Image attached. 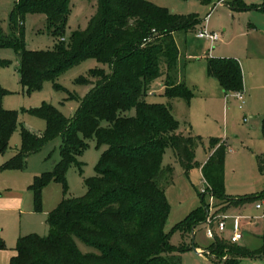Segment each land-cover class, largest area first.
<instances>
[{
  "label": "trees",
  "instance_id": "16d2710c",
  "mask_svg": "<svg viewBox=\"0 0 264 264\" xmlns=\"http://www.w3.org/2000/svg\"><path fill=\"white\" fill-rule=\"evenodd\" d=\"M69 5L70 0H19L11 23L15 29L21 28L26 14H42L49 33L57 38L63 33ZM259 9L264 10V0ZM199 24L192 17L175 15L145 0H97L87 28L75 31L67 45L61 39L53 50L38 52L27 50L16 37H0V47H12L19 55V84L26 94L39 91L45 82L54 83L85 59L108 67V71L93 69L87 78L77 80L92 88L78 99L79 108L72 119L43 105L30 111L45 121L43 132L33 133L20 126V148L2 168L19 169L27 157L54 139H61L59 162L29 187L37 211L42 209V193L48 184H60L66 190L67 170L79 165L77 160L87 140L94 138L96 147L105 150L96 166V176L86 183V194L62 200L49 213L46 237L19 238L16 255L9 264H180L179 254L184 248H174L164 233L169 214L164 186L173 169L163 166V156L171 149L176 162L188 172L200 141L178 132L179 123L170 107L149 104L145 97L149 85L165 75L163 96L190 101L189 91L174 81L178 49L173 35L195 31ZM9 64L0 60V68ZM206 69L224 94L243 91L236 60L209 59ZM6 94L0 86V155L9 149L18 125L17 112L2 108ZM132 110L134 115L126 116ZM212 145L217 148L201 167V173L216 201L217 213L264 200V191L250 198L224 196L225 146L219 141ZM258 167L264 172V154L258 158ZM206 213V209L194 211L174 230L192 231ZM77 242L95 252L82 253ZM4 249L0 240V250ZM210 252L218 257L228 255L226 262L253 258L264 261V238L261 249L250 251L215 237Z\"/></svg>",
  "mask_w": 264,
  "mask_h": 264
},
{
  "label": "rangeland",
  "instance_id": "374dc122",
  "mask_svg": "<svg viewBox=\"0 0 264 264\" xmlns=\"http://www.w3.org/2000/svg\"><path fill=\"white\" fill-rule=\"evenodd\" d=\"M145 1L200 22L195 31L173 35L178 49L174 81L189 91L190 101L170 100L163 96L165 75L149 85L145 97L149 104L170 107L179 123L178 132L200 141L194 149L193 168L188 172H184L176 162L171 149L164 153L163 166L170 165L173 169L170 181L164 186L169 206L164 233L169 236L170 245L176 249L184 248L179 254L180 264H264L262 258L226 262L228 255L218 257L210 252L215 238L207 236L210 229L206 225L207 220L210 217L213 221L220 213L217 214L216 201L201 173V166L217 148L212 142L219 141L225 146L224 196L232 199L258 197L264 191V172L258 167V158L264 154V10L259 9L263 7V0ZM18 2L0 0V37H16L27 50L38 52L53 50L61 39L69 44L75 31L87 28L97 8V0H70V13L63 33L56 38L49 33L46 17L42 14H26L22 27L15 29L11 15ZM205 23L210 33L219 35V41L212 45L197 38ZM220 58H232L239 63L244 89L242 109L239 108L240 103L234 97L225 96L217 80L207 74V61ZM0 60L10 63L8 67L0 68V86L7 92L1 105L4 110L18 114L17 129L11 136L9 149L0 155V240L6 248L14 249L21 237H46L49 233L46 223L49 213L62 200L79 199L86 194V183L96 176V166L105 150L96 147L94 138L87 140V147L77 160L79 165H71L67 170L66 190L60 184H48L42 193V209L37 211L29 187L36 177L51 171L59 162L61 139H54L39 152L27 157L19 169L2 168L20 148V126L33 133L43 132L45 121L30 113L43 105H49L63 117L72 119L79 108L78 99H83L92 88L78 84L77 80L87 78L88 72L93 69L108 71V67L93 59H85L54 83L45 82L39 91L26 94L19 84V55L15 49L0 47ZM71 96L77 99H71ZM133 115V110L126 113V116ZM198 209L207 211L202 223L192 231L174 230ZM236 214L235 211L226 212L227 216ZM238 223L232 219L225 221L226 229L221 234L216 230L217 223L211 230L215 237L230 243ZM239 241L236 246L245 248ZM192 244L196 252L191 249ZM77 246L82 253L95 252L81 242H77Z\"/></svg>",
  "mask_w": 264,
  "mask_h": 264
},
{
  "label": "crops",
  "instance_id": "0c3cea01",
  "mask_svg": "<svg viewBox=\"0 0 264 264\" xmlns=\"http://www.w3.org/2000/svg\"><path fill=\"white\" fill-rule=\"evenodd\" d=\"M204 26L207 28L206 23ZM212 33H215V32H212ZM242 92L244 94V89ZM227 95H229V97H233L232 94H225V96ZM224 172H225V169H224ZM224 185H225V181H224ZM235 199H238V198H235ZM259 203L261 205V208L257 209L256 205ZM229 211H235L237 213L236 216H229L228 220L232 219L237 222L239 221L238 226L236 227V230H238L242 234V237L239 243L243 245L245 248L252 250V251H257L261 249L263 245V238H264V200L255 201L254 203H250V204L246 203L237 208H230L226 212L228 213ZM220 214H226V213H220ZM223 232H225V230ZM0 238L2 237L0 236ZM231 238H230V243H231ZM237 243H235V245ZM250 247H252L253 249H251ZM15 255H16L15 248L14 249L6 248L4 250H0V264H9L10 260Z\"/></svg>",
  "mask_w": 264,
  "mask_h": 264
},
{
  "label": "built area",
  "instance_id": "2783aa9c",
  "mask_svg": "<svg viewBox=\"0 0 264 264\" xmlns=\"http://www.w3.org/2000/svg\"><path fill=\"white\" fill-rule=\"evenodd\" d=\"M197 38L201 39V40L208 41L211 44H213L216 41H218L219 35L217 33H210L207 30V28L204 26L203 29L198 32ZM232 96L240 103L239 108L242 109V107L244 105V94H243V92L233 93ZM256 208L260 209L261 205L257 204ZM209 216H210V211H209ZM228 219H229V216H227L226 214L217 215L216 218L213 219V221H211L210 217H209L208 220H207V224H206V225L210 226V229L207 231L208 238L209 239H214L215 238L214 233L212 232L211 228L214 225H216V223H217L216 228H217L218 232L222 233L225 230V221H227ZM241 237H242L241 233L238 230H235V233H234V235L231 238V243L232 244L237 243L241 239Z\"/></svg>",
  "mask_w": 264,
  "mask_h": 264
},
{
  "label": "water",
  "instance_id": "95a60500",
  "mask_svg": "<svg viewBox=\"0 0 264 264\" xmlns=\"http://www.w3.org/2000/svg\"><path fill=\"white\" fill-rule=\"evenodd\" d=\"M191 249L196 252L194 245L192 244Z\"/></svg>",
  "mask_w": 264,
  "mask_h": 264
}]
</instances>
